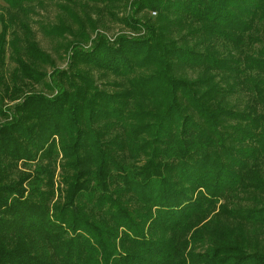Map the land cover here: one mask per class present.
Segmentation results:
<instances>
[{
  "label": "trees",
  "instance_id": "trees-1",
  "mask_svg": "<svg viewBox=\"0 0 264 264\" xmlns=\"http://www.w3.org/2000/svg\"><path fill=\"white\" fill-rule=\"evenodd\" d=\"M3 1L26 16L32 0ZM127 5L131 34L108 38L59 4L64 68L0 13V66L7 43L16 63L12 84L0 72V264H264V46L245 48L264 0Z\"/></svg>",
  "mask_w": 264,
  "mask_h": 264
},
{
  "label": "rangeland",
  "instance_id": "rangeland-1",
  "mask_svg": "<svg viewBox=\"0 0 264 264\" xmlns=\"http://www.w3.org/2000/svg\"><path fill=\"white\" fill-rule=\"evenodd\" d=\"M129 0H102V1H92V0H32L30 2H25V5L28 6L26 16H21L20 12L17 10L10 9L7 7L5 1L0 0V13H3L4 16L7 17L8 13H16L17 18L23 17L26 19L30 27L33 31L34 39L38 42L39 46L48 52L53 58L55 65L60 68H64L67 66V54L64 50V42L66 39H70L69 34L65 33L64 37H56L55 34H49V27L58 23L57 17L60 15L61 10L59 8V4L66 3L69 5L74 11L78 13L79 16L83 17L86 21V17H89L96 21L95 30H99L103 32L108 38H111L118 33H130L126 25L122 22V18L129 13L128 7ZM146 15L145 17H152L154 15L153 12L143 11L139 13V16ZM87 30L91 33V37L94 36V31L88 25L86 21ZM73 29L75 28V24L71 25ZM14 25H11L10 31H12ZM258 29H260V38L258 41L254 42L251 45H246L245 48H250V53L257 51L258 49L264 46V21L258 25ZM18 34H21V31H17ZM131 34V33H130ZM133 34V33H132ZM11 35H7V38H10ZM219 46L220 43H219ZM233 52L237 55L238 53L233 50ZM257 54V53H253ZM11 48L7 43L6 52L3 64L0 66V72L3 74V79L7 83L12 84V71L16 65L15 61L11 58ZM44 69H50L48 65L43 67ZM90 75L93 77V82L99 88H103L106 91H112L117 89L125 84V79L122 76L115 75L112 73L104 72L95 67H88ZM47 80V79H46ZM20 84V80L16 82ZM34 88L37 90L45 88V80L44 82L40 81L38 83H33ZM238 103L241 107L246 105V103H250V94H248L245 90H241L236 94ZM8 99H5V103ZM56 160H59L57 158ZM31 165H19L12 173L13 177L16 179L18 171H24L31 169ZM59 170L57 165L56 174ZM56 182L58 180V176L55 177Z\"/></svg>",
  "mask_w": 264,
  "mask_h": 264
},
{
  "label": "built area",
  "instance_id": "built-area-1",
  "mask_svg": "<svg viewBox=\"0 0 264 264\" xmlns=\"http://www.w3.org/2000/svg\"><path fill=\"white\" fill-rule=\"evenodd\" d=\"M154 13V12H153Z\"/></svg>",
  "mask_w": 264,
  "mask_h": 264
}]
</instances>
